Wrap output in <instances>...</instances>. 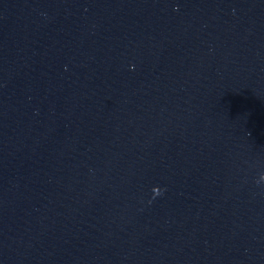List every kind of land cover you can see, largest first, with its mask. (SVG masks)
Here are the masks:
<instances>
[{"label": "water", "instance_id": "1", "mask_svg": "<svg viewBox=\"0 0 264 264\" xmlns=\"http://www.w3.org/2000/svg\"><path fill=\"white\" fill-rule=\"evenodd\" d=\"M0 264H203L71 0H0Z\"/></svg>", "mask_w": 264, "mask_h": 264}]
</instances>
